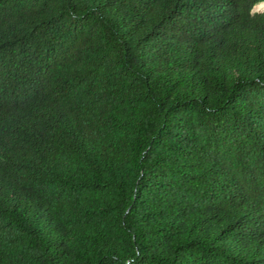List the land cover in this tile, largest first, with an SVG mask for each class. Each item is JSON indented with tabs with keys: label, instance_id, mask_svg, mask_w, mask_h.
I'll use <instances>...</instances> for the list:
<instances>
[{
	"label": "trees",
	"instance_id": "obj_1",
	"mask_svg": "<svg viewBox=\"0 0 264 264\" xmlns=\"http://www.w3.org/2000/svg\"><path fill=\"white\" fill-rule=\"evenodd\" d=\"M261 2L0 0V264H264Z\"/></svg>",
	"mask_w": 264,
	"mask_h": 264
},
{
	"label": "rangeland",
	"instance_id": "obj_2",
	"mask_svg": "<svg viewBox=\"0 0 264 264\" xmlns=\"http://www.w3.org/2000/svg\"><path fill=\"white\" fill-rule=\"evenodd\" d=\"M264 8V5H259V4H257L256 6H255V11H260V10H262Z\"/></svg>",
	"mask_w": 264,
	"mask_h": 264
},
{
	"label": "water",
	"instance_id": "obj_3",
	"mask_svg": "<svg viewBox=\"0 0 264 264\" xmlns=\"http://www.w3.org/2000/svg\"><path fill=\"white\" fill-rule=\"evenodd\" d=\"M262 3L264 4V2H261V3H259V4H262ZM253 11H255V7L253 8Z\"/></svg>",
	"mask_w": 264,
	"mask_h": 264
},
{
	"label": "bare ground",
	"instance_id": "obj_4",
	"mask_svg": "<svg viewBox=\"0 0 264 264\" xmlns=\"http://www.w3.org/2000/svg\"><path fill=\"white\" fill-rule=\"evenodd\" d=\"M264 5V4H263Z\"/></svg>",
	"mask_w": 264,
	"mask_h": 264
}]
</instances>
